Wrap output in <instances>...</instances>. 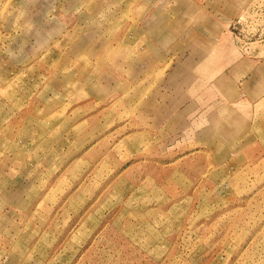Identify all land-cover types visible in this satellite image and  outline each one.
I'll return each instance as SVG.
<instances>
[{"label": "rangeland", "instance_id": "374dc122", "mask_svg": "<svg viewBox=\"0 0 264 264\" xmlns=\"http://www.w3.org/2000/svg\"><path fill=\"white\" fill-rule=\"evenodd\" d=\"M257 3L0 0V264H264Z\"/></svg>", "mask_w": 264, "mask_h": 264}, {"label": "crops", "instance_id": "0c3cea01", "mask_svg": "<svg viewBox=\"0 0 264 264\" xmlns=\"http://www.w3.org/2000/svg\"><path fill=\"white\" fill-rule=\"evenodd\" d=\"M234 46L230 45L226 51L222 50V61H225V64L231 62V66L228 72H224L223 69L224 74L221 75V78L223 80L230 78V81L235 82L239 91L246 96L248 101L256 100L264 94V53L258 55L257 58H250L249 55H241ZM215 86L218 91L219 84H215ZM234 87V84L231 85L232 90ZM220 90L223 91L222 88Z\"/></svg>", "mask_w": 264, "mask_h": 264}, {"label": "built area", "instance_id": "2783aa9c", "mask_svg": "<svg viewBox=\"0 0 264 264\" xmlns=\"http://www.w3.org/2000/svg\"><path fill=\"white\" fill-rule=\"evenodd\" d=\"M249 16H255L254 19H259V18L263 19L264 18V8L262 7V5L257 3V4H254L253 6H251V8L245 10L241 14V16L236 20V23L241 24L243 19H246ZM260 24L264 26V22H259V24L257 26H259Z\"/></svg>", "mask_w": 264, "mask_h": 264}]
</instances>
